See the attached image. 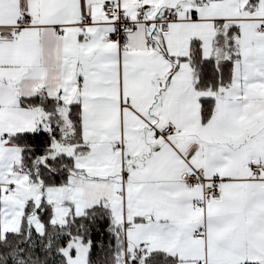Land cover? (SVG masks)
<instances>
[{
	"label": "crops",
	"instance_id": "0c3cea01",
	"mask_svg": "<svg viewBox=\"0 0 264 264\" xmlns=\"http://www.w3.org/2000/svg\"><path fill=\"white\" fill-rule=\"evenodd\" d=\"M103 1L50 0L60 18L90 21L66 30L70 39L61 48L57 70L29 73L36 29L25 30L27 40L0 47V77L6 82L0 94V237L20 228L28 201L37 205L44 199L52 219L54 207L78 215L103 197L100 202L109 205L117 222L149 213L167 218L163 231L122 226L127 249L159 248L177 264H264V166L257 172L246 168L258 160L264 165V72L257 67L264 58V32L256 30L264 22V0H145V22L118 44L105 38L111 25L102 15ZM109 1L136 19L133 0ZM54 10L40 9V18ZM16 14L15 0H0V22L11 24ZM169 14L175 19L163 32L153 21ZM232 26L239 56L230 83L216 91L196 90L188 59H182L191 41L198 39L208 55L218 45V34ZM79 31L89 36L86 42H77ZM77 61L98 69L79 87ZM59 89L65 105L51 126L67 120L68 101L83 97L80 131L89 146L74 154L72 145L68 156L83 169L75 175L89 179L81 184L69 176L68 183L40 190L21 169V148L12 136L31 132L35 121L48 115L38 106L22 107L21 97L44 91L55 96ZM201 97L213 99L205 122ZM166 120L181 133L164 136ZM199 168L203 175L215 171L227 177L218 199L205 195L201 186L184 188L182 179ZM28 220L39 221L33 215ZM198 229L203 238H194Z\"/></svg>",
	"mask_w": 264,
	"mask_h": 264
},
{
	"label": "snow or ice",
	"instance_id": "6c2138e0",
	"mask_svg": "<svg viewBox=\"0 0 264 264\" xmlns=\"http://www.w3.org/2000/svg\"><path fill=\"white\" fill-rule=\"evenodd\" d=\"M15 8L18 14L14 16V22L11 24H6L0 22V47L4 45H11L13 42L17 41V39L27 40L28 36L26 35L25 30L36 29V37H35V45L32 49L31 53V66L28 69L30 74H38L41 71L47 70H57V66L62 64L61 56L63 53L61 52V48L65 42L70 39V34H66V30L72 26L73 24H81L79 21H69L60 18L59 10L56 8L55 3L50 2V0H15ZM42 8H51L55 9L50 12L48 15L40 18V9ZM35 9V11H34ZM192 18H195V11H192ZM87 20L88 18L85 17ZM89 39L83 31L76 32V40L78 43L86 42ZM231 46V41H227L224 47H220L217 45L215 48H210L209 54L204 55V49L200 48L198 53L189 52L187 56L182 57V59H188L190 61L189 67L192 69L193 74L196 76V83L199 85L200 83L208 80L207 87L211 88L212 91H216V85L212 82L213 79H216L219 82L222 79V74L220 70L219 61L214 59V56H220L225 51H227L228 47ZM233 54H230V58ZM235 56H239V53H235ZM2 63H0V67H2ZM77 66L80 68L79 71L75 72L76 83L79 87L81 84L87 83L89 74H95L98 69L95 63H91L88 65H81L79 61H77ZM257 67L261 72H264V58H261L257 62ZM63 68H67V64H63ZM5 80L0 77V94L3 93ZM63 89H59L55 96L48 94L44 91L41 93H33L29 96L21 97L22 102H33V107H40L41 109L48 111L46 108L47 105H52V110L48 111L47 116H41L38 121H35L36 128L31 132H25L24 135L31 136H45L46 140L50 143L51 136L48 134L49 129L43 127L44 124H48L49 128H51V118L52 116L59 117L60 113L58 111L59 106L65 105V101L61 98V93ZM201 103L204 105V115L207 116V104L208 99L201 97ZM83 101V97L77 96L76 99L70 100L67 102L68 115L71 118L74 110L78 109ZM21 106H24V103H21ZM59 127V124H57ZM6 135V134H5ZM86 138H81L80 142L76 144L73 152L75 154L76 150L84 147L88 148V143H84L83 141ZM35 152H40L41 148H34ZM83 155V153H82ZM57 157H47L45 156V160H55ZM71 160L72 157H69ZM66 167L64 165L61 166ZM189 167H193V165L189 164ZM77 171V165L73 163L72 170L65 174V183H68V176L72 177L73 181H80L81 184H84L89 177L87 175H75ZM79 171H83V169H79ZM198 172L203 173L204 169H197ZM190 174V173H189ZM53 179H58V176L55 172L52 173ZM227 179L224 175L219 172L212 171L210 174H205L202 176H198V181H219L223 182ZM105 198L101 197L96 200V202L88 204L85 206L84 210L78 214L77 219L81 220V223L77 225V228L83 231L84 229L89 230V244L88 251L89 256H91V249L93 247H100V253H98V257L103 254V245H94L91 242V224L99 221L104 224L103 231L100 233L101 235L107 234L110 237L109 247H112L114 241H118L119 237L117 233L121 226L125 229H129L130 226H143L149 229H155L159 231H163L169 227L168 224L163 223L167 218L161 216H153L151 213L147 215L137 214L132 215L126 219H122L117 222L115 218L112 216L111 209L109 205L105 203H101V200ZM107 213V215H105ZM88 221V224H85L83 221ZM56 227H66V225H54ZM195 227L199 228L202 225L197 224ZM61 235H71L70 233H63ZM81 241H83V237H81ZM34 247V245H32ZM70 252L74 251L73 248L69 249ZM146 252L141 259L140 264H164L168 259H173L169 253L163 252L162 249L159 248H148L143 249ZM20 252L23 253V249H20ZM34 257L31 253H28L27 256L21 255L17 256L15 252L12 253L11 259L16 262V264H24V260H31ZM7 257L5 256V250L3 246V242H0V264H4V260ZM113 261L116 260V256H112ZM135 260V258H133Z\"/></svg>",
	"mask_w": 264,
	"mask_h": 264
},
{
	"label": "trees",
	"instance_id": "16d2710c",
	"mask_svg": "<svg viewBox=\"0 0 264 264\" xmlns=\"http://www.w3.org/2000/svg\"><path fill=\"white\" fill-rule=\"evenodd\" d=\"M236 33L237 29L232 26L227 29L226 34L224 35L225 44L227 41H231V46L228 47L226 51V58L219 63L222 79L219 82H217L216 79H213L212 81L216 85V90L227 86L231 81L232 63L237 57L234 55L236 51L233 46V36ZM200 48V41L198 39H193L190 44V51L198 53ZM230 54H233L231 58ZM189 63L190 61L188 60V65ZM190 71L192 83L196 90L212 91L211 88L206 86L208 84V80H205L197 85L196 76L193 74L191 68ZM206 99H208L207 116L204 115V105L200 100V115L202 122H205L210 117L213 109V99ZM20 103H24V106H32L33 103L37 102H22L20 100ZM46 108L48 111H51L52 105H47ZM48 111L46 112L48 113ZM79 117V108L73 111L71 118L69 117L68 112L66 114L67 122L70 123L76 136V140L70 143L71 145H76L81 140ZM52 118L55 120L58 119L57 116H52ZM60 128L61 126L59 125V127H57V124L48 128V134L51 136L50 143L46 140L45 136L24 135L25 132L16 133L12 136L14 142L21 148V169L37 183L40 190L49 185L64 184L65 174L72 170L73 159L70 160V156L68 155L60 153L54 155L57 157L55 160L46 161L44 159L45 156L52 157L48 155V153L50 152L52 141L57 137V132H59ZM36 147L41 148V151L35 152L34 148ZM62 165L66 167L62 168ZM53 172L57 174L58 179H53ZM74 174H82V172L77 169ZM32 215L36 216V218L41 222V233H38L32 223L28 220ZM105 215H107V213ZM77 216L78 215L69 214L65 223L61 224L66 225V227H56L54 225L58 224L51 222V206L49 203H47L44 199H41L37 205L28 201L23 209L20 228L15 232H7L3 237H0V242H3L5 256L7 257V259L4 260V264H16V262L11 259L13 252H15L17 256H27L28 253L32 254L34 258L31 260L25 259L24 264H73V262H77V260L73 258V255H71L70 259H68L63 253V249L66 247L71 238H77L81 241V237H83V241L81 242L86 243L87 245L89 244V230L86 228L81 231L77 228V225L81 223V220L77 219ZM83 222L88 224V221L86 220ZM103 228L104 224L102 222L96 221L91 224V242L97 246L102 244L103 254L98 257L97 254L101 251L100 247H93L91 249V256H89V251H87L86 260L82 264H140L141 259L144 255H146V252L137 250V253L133 255V249H127L122 226L117 233L119 240L114 241L112 247H109L110 237L106 233L103 235L100 234L103 231ZM63 233H70L71 235H61ZM32 245H34V247H32ZM21 248L23 249V253L20 252ZM113 255L116 256L115 261L112 259ZM133 258H135V260H133ZM164 264H177V260L174 257L173 259L165 261Z\"/></svg>",
	"mask_w": 264,
	"mask_h": 264
},
{
	"label": "built area",
	"instance_id": "2783aa9c",
	"mask_svg": "<svg viewBox=\"0 0 264 264\" xmlns=\"http://www.w3.org/2000/svg\"><path fill=\"white\" fill-rule=\"evenodd\" d=\"M134 12L136 14V19L131 20L124 15V11L121 5L117 2L105 0L102 2V15L111 25L110 30L106 33L105 38L112 42L118 44L121 38L130 31L137 29L140 22H145L144 16L146 14V1L145 0H133ZM175 19V15L169 14L162 18H157L153 21L161 31L166 32L169 29V23ZM80 25L88 26L90 21L87 19H81ZM256 30L260 33L264 32V22L259 23L256 26ZM161 133L164 136H170L174 134H180L181 129L178 128L174 122L171 120H166L165 124L161 129ZM263 161L258 160L255 162L246 163V168L251 172H257L263 168ZM201 172L194 170L190 174H186L182 179L183 186L186 189H191L196 186H201L205 195L212 199H218L220 197V182L219 181H198L197 177L202 176ZM194 238H203V232L198 229L193 232ZM137 253V249H133V255Z\"/></svg>",
	"mask_w": 264,
	"mask_h": 264
},
{
	"label": "rangeland",
	"instance_id": "374dc122",
	"mask_svg": "<svg viewBox=\"0 0 264 264\" xmlns=\"http://www.w3.org/2000/svg\"><path fill=\"white\" fill-rule=\"evenodd\" d=\"M224 40H225L224 34L223 33L218 34L217 44L220 47L225 46ZM226 56L227 54L225 51L222 55L214 56V58L215 60H218L220 63L226 58ZM75 140H76L75 132L73 128L71 127L70 123L67 122V120L63 121L59 132H57V137L52 141L50 152L48 153V155L52 157L55 154H60V153L69 155L71 146H72L70 143L74 142ZM62 209H63L62 206H57L53 208L54 216L51 219V222L58 224V225L65 223L66 218L69 214L68 213L66 215L63 214ZM33 226L38 233L42 232V224L40 221L35 220ZM70 248H73L74 251L70 252L69 250ZM87 251H88V245L86 243H82L77 238H71L68 241L66 247L63 249V253L66 256V258L70 259L71 255H73L74 256L73 258L77 260V262L75 261L73 262V264L84 263L86 260Z\"/></svg>",
	"mask_w": 264,
	"mask_h": 264
}]
</instances>
